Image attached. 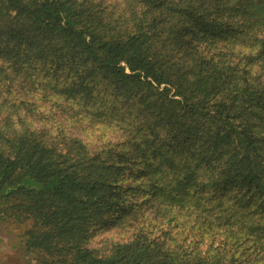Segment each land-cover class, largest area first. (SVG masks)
Returning <instances> with one entry per match:
<instances>
[{
    "label": "trees",
    "instance_id": "obj_1",
    "mask_svg": "<svg viewBox=\"0 0 264 264\" xmlns=\"http://www.w3.org/2000/svg\"><path fill=\"white\" fill-rule=\"evenodd\" d=\"M0 222L27 264H264V0H0Z\"/></svg>",
    "mask_w": 264,
    "mask_h": 264
},
{
    "label": "rangeland",
    "instance_id": "obj_2",
    "mask_svg": "<svg viewBox=\"0 0 264 264\" xmlns=\"http://www.w3.org/2000/svg\"><path fill=\"white\" fill-rule=\"evenodd\" d=\"M71 82H66L65 86H71ZM100 88L97 90L99 91ZM97 94V97H102L103 102H106L110 104L111 102V95L110 94H104L102 90H100ZM103 93V94H102ZM20 94V93H19ZM96 94V93H95ZM94 94V95H95ZM112 106H109V111L113 107L117 109L118 106L121 105L123 108L121 112L127 113L130 115V117L136 116V108H129L123 106V102H116L111 104ZM42 111L46 112L44 108L41 109ZM125 110V111H124ZM130 110V111H128ZM51 113H53L52 116L48 117V124L53 125L55 122H61L65 123L64 118L67 116L60 110H51ZM55 118V119H53ZM113 120H116V117ZM70 123L66 122V132L72 136V137H78L80 140H83L84 142H88L91 146H94L96 143L95 136L101 135V131L97 130L93 132V130L86 128L85 131L80 130V126L78 123L69 121ZM113 124H117L113 121ZM119 126V123L118 125ZM112 132V131H111ZM110 132H107V134ZM116 134L112 133V135L109 137L111 140L115 139ZM125 149L128 148V146L124 147ZM123 148V149H124ZM137 199L142 198L141 195L136 196ZM132 197H130L131 199ZM144 209V206L143 208ZM93 233H92V239H91V246H98L101 242L106 241H116L121 240L122 238H125L129 235V231L131 230L129 227L127 228H119L114 227L111 225H108V223H103L102 221H98L93 225ZM0 264H27V256L24 254L22 248H21V234L18 229L8 225L7 223H1L0 222Z\"/></svg>",
    "mask_w": 264,
    "mask_h": 264
}]
</instances>
